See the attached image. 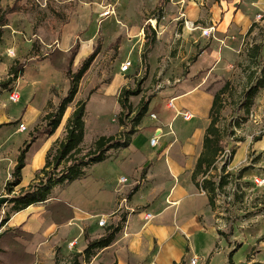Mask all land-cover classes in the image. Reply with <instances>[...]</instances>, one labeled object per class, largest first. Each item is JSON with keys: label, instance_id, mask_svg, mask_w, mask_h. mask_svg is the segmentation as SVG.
Returning <instances> with one entry per match:
<instances>
[{"label": "rangeland", "instance_id": "374dc122", "mask_svg": "<svg viewBox=\"0 0 264 264\" xmlns=\"http://www.w3.org/2000/svg\"><path fill=\"white\" fill-rule=\"evenodd\" d=\"M14 1L0 0L1 10L10 7ZM233 1L237 0H22L21 9L8 16L7 26L2 29L0 39V124L9 123L0 127V191L7 174L11 180L13 169L10 171V165L12 162L16 163L21 142H41L36 143L32 150H28L26 165L39 145L43 144V138L50 136L43 117L58 105L67 91L68 80L64 75V65L67 51L76 41L79 42V52L72 64V71H75L92 52L97 40L100 42V49L81 79L74 101L65 111L57 130L56 141L64 138L66 120L76 104L85 102L84 136L80 145L81 152L75 158L87 156L94 142L101 136L123 138L120 147L107 152L110 159L132 157V148L122 149L128 146V141L133 136V142L139 146L141 144L139 154L144 157L158 156L161 151L160 143L168 144L175 138L179 142L174 145L173 150L178 148L179 143L184 141L182 137L194 127L200 126L199 119L204 121L208 111L205 98H198L196 95L176 98L175 105L182 107L183 111L193 113L194 118L184 122L180 115L172 120L171 129L168 125L162 126L163 135L159 144L155 148L149 147L148 141L158 122L163 118H166L167 122L174 114L165 110V102L181 94L166 90L159 92L157 85L163 81L162 78L168 76L180 81L185 79L188 65L194 55H199V44L202 42L195 47L191 43L194 39L191 33H186L191 37H186L185 34L184 37L178 38L177 34H182V26H179V21H175V25L172 18L185 12V4L190 2L209 16L217 7L223 8V2ZM239 2L241 3L237 8L250 6L254 9L251 14L253 27L251 33H247L243 38L247 49H240L238 54L228 60L231 67L226 69L227 71H221L227 74L226 87L225 77L219 76L221 82H218L217 86L219 90L225 88V93L222 96L223 107L217 127L221 132L224 147L206 178L213 183L214 221L224 237L232 238L235 235L239 242L243 243L249 231H255L256 235H259L257 240L239 246L236 259L244 263L253 249L252 255H255L256 261L264 264V185H256L253 182L255 177H264V89H258L256 94L246 101V92L264 72V52L260 59L249 56L251 49L264 40V0ZM252 3L255 4L254 7L250 5ZM107 6L113 8L114 13L103 18L100 14ZM257 14L262 16L258 21L255 18ZM152 20L156 23L152 24ZM179 20L184 26V20ZM146 24L151 26L156 34L152 45L149 44L151 33L143 32ZM172 26L174 28L171 31L169 28ZM161 30L162 35L157 38V33ZM206 39L214 40V33L213 37ZM206 45L209 47L208 42ZM8 51H13L14 55H9ZM143 54L146 64L141 60ZM125 61H129L132 66L127 73L122 74L120 67ZM17 65L21 66V71L13 80L9 70ZM138 84L140 93L128 98L131 112H127L119 103L120 92L123 89L132 91ZM163 86L164 89L167 88L166 85ZM13 91L19 95L16 102H10L8 99ZM141 102L148 105L147 113L139 125L134 127L136 133L127 137L126 134L133 128V118ZM151 113H154L157 119H151ZM20 124L27 128L23 133L18 131ZM185 127L188 130L184 134ZM257 138L261 140L255 142ZM55 142L50 147L51 154L48 152L50 149L46 152L44 164L46 159L52 160L57 145ZM69 163L64 162L56 170L51 166L47 172L58 176L62 168ZM225 163L227 166L224 170L222 167ZM92 165L83 169V177L80 179L68 185L54 187L50 196L55 195L54 198L65 202L86 190L90 197L94 189L93 180L97 174V169ZM40 169L33 173V178L37 175L39 180L43 178L42 174H38ZM28 173L26 168L23 175ZM111 173L115 179L126 178V174L118 167ZM198 180L201 182V177ZM221 180L224 181L222 186ZM121 185L125 186V183ZM11 196L15 195L8 196L5 191L0 195L7 199ZM5 204L10 205L8 202L2 203L0 210ZM8 208L9 213H1V219L12 212V205ZM84 208L87 212L98 211L93 209L92 204ZM71 256H67L63 261Z\"/></svg>", "mask_w": 264, "mask_h": 264}, {"label": "crops", "instance_id": "0c3cea01", "mask_svg": "<svg viewBox=\"0 0 264 264\" xmlns=\"http://www.w3.org/2000/svg\"><path fill=\"white\" fill-rule=\"evenodd\" d=\"M240 3L239 0L223 2V8L217 7L207 16L202 9L195 8L190 2L185 4V12L172 18L173 22L179 21V26H182V34H177L178 38L191 33L194 38L191 43L195 47L202 41L199 44L200 53L194 55L188 65L185 79L182 78L183 80L180 81L173 76L164 77L157 85V90L181 92L179 96L171 99L186 95L205 98L208 111V115L203 118L204 121L199 119L200 126L194 127L188 133H186L188 128L185 127L184 134H186L182 137L184 141L179 143L178 148L173 150L174 145L179 142L175 138L168 144L160 143L161 151L158 156L144 157L139 154L141 144L139 146L134 143L133 136L128 141V146L122 149L132 148L134 153L132 157L126 156L120 160L108 157L92 165L97 169L93 180V193L88 197V191L85 190L65 201L73 213V218L69 221L56 224L45 204L37 203L22 211L11 212L6 222L0 224V234L14 229L23 232L16 241L32 256L30 264H55V260L65 264L66 260H63L67 256L80 254L85 249L87 244L85 234L90 239H96L103 236L107 228L116 226L119 227V231L110 245L96 250L87 262L80 261L81 264H189L192 258L197 259L196 264H228L229 254L231 264H260L256 261L255 255H252L253 249L244 263L235 257L240 245L257 240L259 235L251 230L243 243L239 242L235 235L232 238H225L220 228L215 225L206 192L197 188L191 179L202 151L203 136L209 125V111L213 97L219 90L217 86L218 82H221L219 76H227L221 71H227L226 69L231 67L228 60L240 52V44L251 27V14L254 9L250 6L237 8ZM250 5L254 7L255 4ZM179 19L192 22L196 29L188 32ZM209 27L214 30L212 41L201 36V29ZM173 28L174 26L169 30L172 31ZM160 35L162 30L157 33V38ZM190 35L186 34V37ZM206 42L209 47H206ZM225 79L224 84H227V77ZM170 82L173 84L171 85ZM163 84L167 86L166 89L162 87ZM166 103L167 101L165 110L174 114L171 120L166 122V118H163L164 121L156 123L154 134L148 141L151 148L159 144L163 135L162 126L168 125L171 129L172 120L180 116L179 113L189 112L192 115L191 120L194 118L193 113L188 110L183 111L182 107L175 105V102V110L167 109ZM140 128L141 124L138 131ZM157 129H160V132H157ZM57 130L54 134L43 138L45 139L43 144L39 145L33 157L26 162L21 173V182L12 195H18L20 189H26L33 183V173L43 167L46 152L57 140ZM152 138L157 139L154 147L150 145ZM36 143L41 142H32L29 150H32ZM23 144L24 141L18 149L22 148ZM14 165L15 162H12L10 171ZM116 167L126 174L125 186L120 182V178L123 177L115 179L111 173ZM26 168L29 173L23 175ZM9 178L10 175L7 174L0 195ZM54 197L55 195L49 201L57 200ZM90 204L98 211H85L84 206ZM10 205L5 204L0 214H5ZM146 214H150L151 218L146 219ZM101 218L106 219L102 227L97 224ZM2 219L0 216V222ZM73 240H76L77 244L69 250L67 245Z\"/></svg>", "mask_w": 264, "mask_h": 264}, {"label": "trees", "instance_id": "16d2710c", "mask_svg": "<svg viewBox=\"0 0 264 264\" xmlns=\"http://www.w3.org/2000/svg\"><path fill=\"white\" fill-rule=\"evenodd\" d=\"M21 2L22 0H15L10 7L5 8L4 10H1L0 8V39L2 29L7 26L8 16L17 13L21 9ZM252 27L253 25L250 27L248 33L252 31ZM143 32L151 33L152 36L149 40V44L152 45L156 38L155 31L151 28V26L146 24L143 27ZM99 43V40H97L95 48L89 55H87V57H85V59L75 71H72L71 67L79 52V42L76 41L67 51L66 62L64 65V75L68 80L67 91L60 99L58 105L52 111L46 113V115L43 117L45 128L47 129L49 135L54 134L58 129L66 109L74 101L81 79L88 71L99 52ZM59 52L62 51L59 50ZM263 52L264 40L262 43L254 46L251 49L249 56L254 59H260L262 58ZM141 60L146 64L144 54ZM20 67V65H17L10 68L9 74L13 80L16 79L20 73ZM226 86L227 84H225L224 87ZM224 89L225 88L219 90L213 97L209 111V125L206 128L203 136L202 151L196 161L191 175L193 184L197 188H200L206 192L208 203L211 208H213V196L215 190L213 183L207 180L206 177L208 171L210 168H212L219 153L221 152V149L224 147V144L222 143L223 141L221 132L217 127L219 116L223 107L222 96L225 93ZM258 89H264V72L261 73L256 83L250 87L248 92H246V101L249 100L248 98H251L253 95H255ZM139 93V84L132 91L123 89L119 95V103L121 104L122 109L126 110L127 112H131V105L128 102V98L130 96H137ZM147 109L148 105L146 103L141 102L138 104V109L136 110L135 116L133 118V128H131L126 134L127 137L136 133L134 127L139 125L140 121L147 113ZM84 113L85 102H78L72 114L66 120V133L64 138L58 142H55L57 145L52 154V160L48 161L46 159L44 166L38 172V174L40 173L43 175V178L39 180L38 175L35 176L34 182L29 184L26 189H20L18 195L11 196L9 199H7V202L12 205V212H19L26 209L30 205L44 203L45 208L50 211L52 219L56 224H62L73 218L72 209L66 202L61 200L49 201V199H51V190L56 186L68 185L71 182L80 179L83 177L84 168L94 163H99L106 160L108 158L107 152L111 149L120 147L123 143V138L120 136L118 138L114 136H101L94 142L93 147L89 150L87 156L85 155L80 158H75L76 155L81 152L80 145L84 136ZM7 124L9 123L0 124V127ZM259 140H261V138L255 139V142ZM30 145L31 142L24 143L23 147L18 152L16 163L11 173V180L7 181L4 185V191L8 196L12 195L14 189L21 182V173L25 167L26 154L30 148ZM51 150L52 148H50V151H48L49 154H51ZM64 162L65 164L69 162L70 163L62 168L60 175L57 176L53 173L51 174L47 172L49 167L52 166V168L56 170ZM226 166L227 164L225 163L222 169L225 170ZM199 177L202 179L201 182L198 180ZM223 184L224 181L221 180L220 186ZM48 201L49 203H47ZM8 215L5 219L1 220L0 224H4L6 222ZM118 231V226L109 227L106 229L103 236L96 239H90L85 234L84 238L87 243L85 249L82 251V253L71 256L70 259L66 260L65 264H81L80 261L87 262L93 256L96 250L109 246ZM22 235L23 232L19 229L7 230L0 234V264H30L32 261V256L25 252L23 246L18 241H16V238H20ZM55 264H60V262L55 260ZM228 264H231L230 254Z\"/></svg>", "mask_w": 264, "mask_h": 264}, {"label": "built area", "instance_id": "2783aa9c", "mask_svg": "<svg viewBox=\"0 0 264 264\" xmlns=\"http://www.w3.org/2000/svg\"><path fill=\"white\" fill-rule=\"evenodd\" d=\"M114 13V9L107 6L105 8V10H103V12L100 14L101 17L103 18H106V17H109L111 16L112 14ZM261 14H257L255 16L256 18V21H258L260 18H261ZM184 26L187 28V29H190V30H195L196 27L194 26V24L192 22H187V21H184ZM213 33H214V30L212 27H209V28H203L201 29V36L202 37H205V38H210V37H213ZM246 44L244 42V40H242L241 44H240V49H242L243 47L245 48ZM247 49V48H245ZM247 51V50H246ZM8 54L9 55H14V52L13 51H8ZM132 66V64L129 62V61H125L121 64V67H120V72L122 74H125L129 71L130 67ZM9 101L10 102H16L19 100V95L16 93V92H11L9 94V97H8ZM174 100L175 99H170L169 101H167L166 103V108L169 109V110H175V106H174ZM179 115H181L183 121H190L191 118H192V115L189 113V112H185V113H179ZM151 119H156L155 115L154 114H150L149 115ZM26 126L23 125V124H20L19 125V128H18V131L23 133L26 131ZM157 132H160V129H157ZM157 143V139L156 138H152L150 140V145L152 147H154ZM120 182L121 183H124L126 182V179L125 178H120ZM253 182L254 184L256 185H264V177H255L253 179ZM145 218L146 219H150L151 218V215L150 214H146L145 215ZM106 223V219L105 218H101L99 221H98V226L102 227L104 226ZM77 242L76 240H73L71 242L68 243L67 247L69 250H72L75 246H76ZM197 262V259L196 258H192L189 262V264H196Z\"/></svg>", "mask_w": 264, "mask_h": 264}, {"label": "water", "instance_id": "95a60500", "mask_svg": "<svg viewBox=\"0 0 264 264\" xmlns=\"http://www.w3.org/2000/svg\"><path fill=\"white\" fill-rule=\"evenodd\" d=\"M7 202V198L6 197H0V206L2 203H6Z\"/></svg>", "mask_w": 264, "mask_h": 264}, {"label": "bare ground", "instance_id": "6f19581e", "mask_svg": "<svg viewBox=\"0 0 264 264\" xmlns=\"http://www.w3.org/2000/svg\"><path fill=\"white\" fill-rule=\"evenodd\" d=\"M151 22H152V24H155L156 23L155 20H152Z\"/></svg>", "mask_w": 264, "mask_h": 264}]
</instances>
